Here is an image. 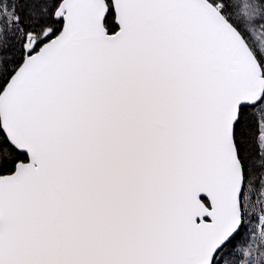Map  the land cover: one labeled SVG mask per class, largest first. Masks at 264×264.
Instances as JSON below:
<instances>
[{
    "label": "snow or ice",
    "instance_id": "obj_1",
    "mask_svg": "<svg viewBox=\"0 0 264 264\" xmlns=\"http://www.w3.org/2000/svg\"><path fill=\"white\" fill-rule=\"evenodd\" d=\"M0 264H264V0H0Z\"/></svg>",
    "mask_w": 264,
    "mask_h": 264
}]
</instances>
